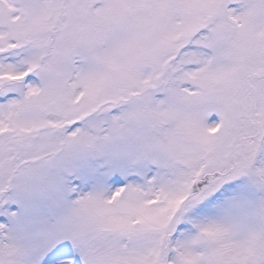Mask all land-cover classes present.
<instances>
[{
  "label": "snow or ice",
  "instance_id": "1",
  "mask_svg": "<svg viewBox=\"0 0 264 264\" xmlns=\"http://www.w3.org/2000/svg\"><path fill=\"white\" fill-rule=\"evenodd\" d=\"M0 264H264V0H0Z\"/></svg>",
  "mask_w": 264,
  "mask_h": 264
}]
</instances>
